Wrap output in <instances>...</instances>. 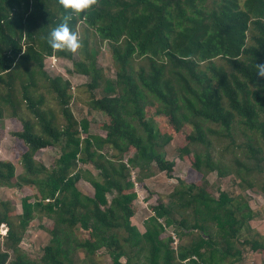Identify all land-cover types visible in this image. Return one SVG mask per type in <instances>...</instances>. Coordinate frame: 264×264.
<instances>
[{
    "label": "trees",
    "instance_id": "obj_1",
    "mask_svg": "<svg viewBox=\"0 0 264 264\" xmlns=\"http://www.w3.org/2000/svg\"><path fill=\"white\" fill-rule=\"evenodd\" d=\"M65 14L61 0H0V120L20 122L14 135L24 147L23 173L0 160V187L34 191L22 198L21 213L0 201V227H7L0 264H99L100 251L111 264H232L243 256L238 243L264 253V236L249 234L258 215L245 198L216 197L178 178L171 203L153 206L141 232L131 179L132 167L143 172L151 164L174 178L176 162L147 119L157 102L176 131L191 126L180 157L192 158L197 172L235 176L264 195V77L255 69L264 63V0H95L70 22L78 34L81 23L87 29L75 52L47 43ZM105 43L115 78L98 63ZM47 56L72 60L91 90L103 89L90 101L105 114L103 133L75 117L71 82L46 71ZM53 147L61 155L49 167L36 155ZM82 179L92 194L78 187ZM38 216L52 220L51 239L34 259L20 244ZM168 228L173 236H165Z\"/></svg>",
    "mask_w": 264,
    "mask_h": 264
},
{
    "label": "rangeland",
    "instance_id": "obj_2",
    "mask_svg": "<svg viewBox=\"0 0 264 264\" xmlns=\"http://www.w3.org/2000/svg\"><path fill=\"white\" fill-rule=\"evenodd\" d=\"M86 27L83 23L79 27V37H81L86 31ZM97 40L96 36L91 35V41ZM101 52L98 55V63L104 67L106 75L111 78H115V69L113 68V60L110 52L109 45L107 43L102 44L100 47ZM77 56V54H76ZM55 59H51V56L45 58L46 71L52 75H61L65 79L71 82L70 92L72 93L71 108L72 111L79 120L86 118L89 120V131L91 133H103L100 128V124L105 120V114L92 108L90 101L92 97H101L103 89L91 90L88 87L90 77L72 72L73 63L72 60L55 56ZM223 60L218 59L221 63ZM142 60L137 59L135 62V68L138 69ZM143 63V62H142ZM51 104L55 105V102L51 100ZM57 107V106H56ZM159 104L152 102L147 106V119L156 131H158V141L164 145L167 158L176 162L175 169L173 171L174 178H171L166 172H160V170L153 164L144 167L145 171L141 172L138 167H132L131 179L135 183V192L137 198L135 200L136 214L133 218V223L139 228L141 232L145 231V221L153 215L152 207L156 206L160 202L171 203L169 195L173 192L177 186L178 179L186 180L189 183L196 184L198 186H204L208 193L219 197L222 192H228L231 196L246 199L252 210L258 215V218L250 222L253 232L249 233L251 236L260 234L264 236V195L257 187L245 188L241 186L240 180L235 176L221 178L217 172L207 173V170L203 172H197V169L193 165L192 158L188 156L180 157L182 149L188 143L187 135L191 131V126L186 125L181 131H176L174 125L170 120L168 113H159L157 109ZM21 127L18 120L7 115L4 119L0 120V160H12L16 164L17 173H23L24 168L20 162L19 149H24L22 142L16 138L14 132ZM242 140H240L241 142ZM219 152V151H218ZM61 155V147H53L41 149L38 151L36 157L40 159L46 166H53L56 163L57 158ZM133 155V151H129L124 154V161H127L130 156ZM219 158V155L217 156ZM233 159V155H227L225 161L229 164ZM84 167H90V169L97 173V169L93 165L82 164ZM144 173H152L145 178L141 175ZM78 187L85 193L92 194L93 189L91 185L83 179L78 182ZM34 193L30 188H5L0 187V201H10L16 212H22L21 201L26 195ZM177 219H180L179 215H176ZM163 222V221H162ZM52 224V220L45 216H38L29 225L25 235L21 241L20 249L22 253H26L34 259H39L42 255V248L49 243L51 235L47 231V227ZM7 227L2 225L0 227V242L2 244L5 241ZM80 238H81V233ZM172 235L173 229L168 228L165 236ZM248 233L245 232L244 236ZM184 240V242L188 241ZM174 247H177L179 240L175 237ZM237 249L242 250L243 256L241 261H237L232 264H264V253L254 252L248 244H237ZM11 253V252H10ZM104 251H100L96 260L99 264H111V259L108 255L104 254ZM83 255L80 254V257ZM13 259L11 255L9 262Z\"/></svg>",
    "mask_w": 264,
    "mask_h": 264
},
{
    "label": "clouds",
    "instance_id": "obj_3",
    "mask_svg": "<svg viewBox=\"0 0 264 264\" xmlns=\"http://www.w3.org/2000/svg\"><path fill=\"white\" fill-rule=\"evenodd\" d=\"M94 3L95 0H61L66 14L61 22L48 32L47 43L52 49L75 52L81 47L79 34L70 22L74 15L84 12ZM255 69L259 77H264V63H255Z\"/></svg>",
    "mask_w": 264,
    "mask_h": 264
},
{
    "label": "built area",
    "instance_id": "obj_4",
    "mask_svg": "<svg viewBox=\"0 0 264 264\" xmlns=\"http://www.w3.org/2000/svg\"><path fill=\"white\" fill-rule=\"evenodd\" d=\"M56 57L55 56H51V59H55Z\"/></svg>",
    "mask_w": 264,
    "mask_h": 264
}]
</instances>
